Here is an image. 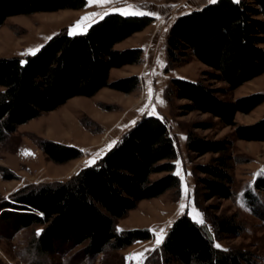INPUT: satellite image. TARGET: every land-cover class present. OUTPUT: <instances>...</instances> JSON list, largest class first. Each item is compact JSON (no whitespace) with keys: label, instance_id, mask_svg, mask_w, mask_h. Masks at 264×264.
I'll return each instance as SVG.
<instances>
[{"label":"trees","instance_id":"trees-1","mask_svg":"<svg viewBox=\"0 0 264 264\" xmlns=\"http://www.w3.org/2000/svg\"><path fill=\"white\" fill-rule=\"evenodd\" d=\"M88 0H0V27L11 16L81 9ZM153 16L112 12L91 24L82 35H69L67 28L50 37L35 55L0 56V143L20 125L53 111L75 96L92 97L110 87L130 93L139 76L110 80L111 70L140 63V47L117 49L115 45L146 28ZM169 72L196 57L210 67L196 81L172 78L171 95L186 99L184 113H211L224 126L234 128L242 140H264V117L250 124L236 121L238 112L250 113L264 102V94L252 93L226 99L220 94L234 90L264 73V0H218L179 15L166 37ZM23 62V63H22ZM222 81L227 88L214 87ZM213 121H200L196 128H212ZM234 141L210 138L194 129L187 133V149L214 156L195 165L201 199L234 196L232 173ZM46 157L57 164L83 156L75 145L51 139L38 141ZM177 140L166 118L144 114L123 133L93 166L81 168L67 180L25 185L0 200V235L42 225L32 241L36 252L49 255L82 245L81 258H95L107 249L120 250L151 238L149 229L118 230L117 224L145 199L168 190H180L176 173ZM163 175L152 178L153 174ZM6 179H12L7 175ZM264 178L244 192L253 214L264 218ZM219 233L238 236L244 226L234 215L215 217ZM216 248L207 229L188 213L178 216L156 255L146 264H257L254 254L240 247Z\"/></svg>","mask_w":264,"mask_h":264},{"label":"rangeland","instance_id":"rangeland-1","mask_svg":"<svg viewBox=\"0 0 264 264\" xmlns=\"http://www.w3.org/2000/svg\"><path fill=\"white\" fill-rule=\"evenodd\" d=\"M192 1L107 0L102 5L85 10L84 18H88L90 13L96 14L110 8L145 10L155 14L150 34L147 37L146 33L134 35L126 43L136 44L146 37L150 41L147 43L149 52L154 46L158 50L157 57L148 63L141 60L138 64L115 68L112 74V78L138 75V87L130 93L105 87L92 97H75L57 110L45 112L34 118L35 120L21 125L13 136L0 143V200H3L28 184L67 179L66 176L60 175L62 172L57 163L52 162L51 168L35 166L40 154L45 155L38 146L39 140L51 139L75 145L83 150V160L86 163L101 153L92 151L94 146L91 143L90 147L83 149L90 138L97 136L104 141L112 138L121 129L126 130L131 122L136 120L135 115L148 114L154 109V113L167 119L176 137L179 151L175 160L176 173H179L181 178V187L179 191L172 189L158 197L142 200L136 209L130 211L117 224L118 230L149 229L151 238L137 241L120 250L107 249L95 258H81L79 250L82 245L42 255L35 251L32 241L39 235L38 230L39 233L42 231L43 226L33 225L12 234L6 232L5 236L0 235V264H146L148 258L149 262L153 259L163 242L156 244L158 235L162 234L165 238L174 220L183 213H188L197 220L201 218L199 214H202L205 220L203 226L214 243L221 245L220 248L240 247L250 250L256 263L264 264V218L253 214L244 197V192L253 187L258 174L264 171V140L237 139L233 135L234 128L222 125L211 113H184L182 105L187 102L186 99H179L174 95L168 98L167 89L173 77L198 80L205 77V70H210L208 65L194 57L187 64L177 66L169 72L165 71L168 29L177 16L191 6ZM61 14L51 11L9 17L0 27V56H25L29 54L30 49H37L41 39L47 34V26L60 18L56 16ZM212 84L214 87L228 86L222 81H212ZM252 93L264 94V73L220 95L226 99H235ZM160 100H163V104ZM262 117L264 102L250 113L238 112L236 121L240 124H250ZM200 121H213L214 126L208 129L196 128ZM191 129L210 138L233 139L232 152L235 159L232 173L235 182L232 198H214L208 201L201 199L196 184L195 165L209 161L214 154L198 156L187 149V133ZM114 141L115 139L112 140ZM104 144L105 142L100 143V146ZM7 175L12 179H6ZM161 175L163 173H156L152 178ZM261 197L264 198V193H261ZM219 215L236 216L244 226L243 232L238 236L219 233L215 223V217Z\"/></svg>","mask_w":264,"mask_h":264},{"label":"crops","instance_id":"crops-1","mask_svg":"<svg viewBox=\"0 0 264 264\" xmlns=\"http://www.w3.org/2000/svg\"><path fill=\"white\" fill-rule=\"evenodd\" d=\"M210 3L209 0H193L192 1V4L191 6L188 8V9H184V11L182 13H180L179 15L183 14V13H187L189 11H192V10H195V9H199V8H202L203 6H205L206 4ZM103 3H87V5L84 7V8H81V9H60V10H57V11H53V12H61L62 14L59 15V16H56V17H60V18H57V20L55 21H52L46 28V35L44 36V38L41 39L40 41V45L38 48H40L50 37H52L53 35H55L56 33L60 32L63 28H68V30L70 31V29H73V26L77 25L78 22H79V25L81 28H86L88 29V27L97 22L98 20H100L101 18H103L105 15L109 14V13H112V12H118V13H122L123 14V11H128L129 13H136V12H143L147 15H150V16H153L155 17V14L151 13V12H147L145 10H122V9H119V8H110V9H103L101 12H98L96 13V15H92L91 13L88 15V18L86 19H82L84 18V14L83 12L86 10H88L90 7H96L98 5H102ZM117 10H121V11H117ZM72 13H76V14H72ZM75 15V16H74ZM129 15H135V14H129ZM178 15V16H179ZM82 18L80 19L79 18ZM177 16V17H178ZM173 23V22H172ZM151 25L152 23H150L146 28H144L143 30L141 31H138V32H135L133 35H131L130 37L122 40L121 42L117 43L115 45V47L117 49H126V48H133V47H140L143 49V54H142V62L144 60H146V62H150L151 60L153 61V58L155 59V57H157L158 55V50L153 46L151 47V52H149L148 50V44H149V40L146 39V37L150 34V31H151ZM172 25V24H171ZM170 25V26H171ZM49 27V28H48ZM170 28V27H169ZM77 31L79 29H76ZM169 31V29H168ZM141 33H146V37L144 38L143 41H138V43H126L128 41V39H130L132 36L134 35H137V34H141ZM168 33V32H167ZM125 43V44H123ZM148 43V44H147ZM165 51H166V48H165ZM166 53V52H165ZM163 54V53H162ZM14 56V55H13ZM148 58V60H147ZM166 58H167V54H166ZM138 64V63H136ZM126 65H129V64H126ZM126 65H123V66H126ZM121 66V67H123ZM166 66V65H165ZM121 67H116V68H121ZM115 68H113L111 70V74H110V80H115V79H118V78H121V77H126V76H117L116 78H112V74H113V70ZM173 78H179V77H173ZM186 79V78H185ZM188 80H191V79H188ZM192 81H196V79H193ZM105 88V87H104ZM103 89V88H102ZM75 97H78V96H75ZM75 97H72L70 98L69 100L75 98ZM68 100V101H69ZM67 101V102H68ZM67 102L65 104H67ZM65 104L61 105L60 107L64 106ZM59 107V108H60ZM57 110V109H55ZM54 111V110H53ZM141 111V110H140ZM155 115H158L156 113H154ZM144 114H140L138 113L137 115V118L136 120L134 121L136 123L137 120H139ZM139 116V117H138ZM40 117V116H39ZM35 119H32L30 120L29 122L33 121ZM28 123V122H27ZM132 123V124H131ZM130 126L124 130V129H121L114 137L112 138H109V139H106L105 141L99 139V137L95 136V137H92L89 139V141L86 143V145L83 146V149L85 150L86 148L90 147L89 145L92 144V146H94V150L92 151H97V152H100L101 153L99 154V156L96 158V161L102 157L106 152L107 150L109 149L107 146L112 143V140L115 139L114 142H117L119 140V138L123 135V133L125 131H127L129 128H131L135 123H133V121L131 122ZM26 124V123H25ZM23 125V124H22ZM21 126V125H20ZM116 137H118L116 139ZM104 145L100 146V143H104ZM187 141V139H186ZM91 143V144H90ZM88 144V145H87ZM100 146V147H99ZM107 147V148H106ZM178 147V146H177ZM179 152V151H178ZM84 156H81L79 158H76V159H72V160H69L65 163H61L59 164V169H61V172L60 175L62 176H66L67 179H69L72 175H74L75 173H77L81 168L83 167H86L87 165V162L85 163V161L83 160ZM48 159V158H47ZM46 159V155H41L38 157L37 161H36V164L35 166H46V167H49L51 168L52 167V161H50L49 159L47 160ZM80 161V162H79ZM79 162V164H78ZM66 179V180H67ZM184 214V213H183ZM182 215V214H181ZM190 215V214H189ZM180 216V215H179ZM193 218V217H192ZM194 219V218H193ZM196 222H198L199 220L197 219H194ZM127 228H124V230H126Z\"/></svg>","mask_w":264,"mask_h":264},{"label":"snow or ice","instance_id":"snow-or-ice-1","mask_svg":"<svg viewBox=\"0 0 264 264\" xmlns=\"http://www.w3.org/2000/svg\"><path fill=\"white\" fill-rule=\"evenodd\" d=\"M105 2H107V0H88V3H105ZM209 2L214 4V3H217L218 0H209ZM233 2H235V3H239L240 0H233ZM117 11H121V10H117ZM123 14H124V15H129V14L144 15L145 13H143V12L129 13L128 11H123ZM92 15L94 16V15H96V14H92ZM82 19H86V18H82ZM76 29H79V30L77 31ZM86 31H87V29H86V28H81L80 25H79V22H78L77 25L73 26V29H70V31H69V35H82V34H84ZM41 47H42V46H41ZM38 51H39V48H37V49H30V50H29V54H31V55H35ZM22 63H23V62H22ZM149 91L151 92V88H149ZM159 102H160L161 104H163V100H160ZM141 111H143V110H141ZM148 114H149V115H153V114H154V109H153L152 112H149ZM133 123H135V122H133ZM115 143H116V142H112V143H110V144L108 145V148L111 149ZM26 154H31V153L26 152ZM95 164H96V158H93L92 160H89V161L87 162V165H86V166H93V165H95ZM177 174H179V173H177ZM258 177L264 178V171H262L261 173H259V174H258ZM185 191L187 192V186H185ZM199 215L201 216V218L199 219L198 223H199L200 225H203V224L205 223V220H204L202 214H199ZM162 232H163V230H161V233H162ZM37 234H39V230H38V233H37ZM163 239H164V236H163L162 234H161V235H158V238H157V240H156V244L159 245V244L163 241ZM215 247H216V248H220L221 245H219V244L217 243V244H215ZM225 251H227V250L225 249Z\"/></svg>","mask_w":264,"mask_h":264},{"label":"built area","instance_id":"built-area-1","mask_svg":"<svg viewBox=\"0 0 264 264\" xmlns=\"http://www.w3.org/2000/svg\"><path fill=\"white\" fill-rule=\"evenodd\" d=\"M203 225H204V224H203ZM203 225H202V226H203Z\"/></svg>","mask_w":264,"mask_h":264}]
</instances>
